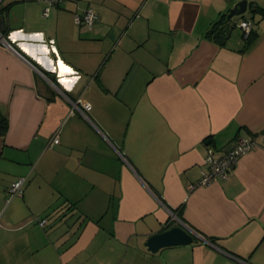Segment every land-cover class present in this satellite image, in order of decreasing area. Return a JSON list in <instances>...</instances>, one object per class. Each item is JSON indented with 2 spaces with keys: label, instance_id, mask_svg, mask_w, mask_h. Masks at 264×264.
Listing matches in <instances>:
<instances>
[{
  "label": "crops",
  "instance_id": "1",
  "mask_svg": "<svg viewBox=\"0 0 264 264\" xmlns=\"http://www.w3.org/2000/svg\"><path fill=\"white\" fill-rule=\"evenodd\" d=\"M240 1L0 0V264H264V149L198 184L264 132V0L208 34ZM180 224L193 243L149 250Z\"/></svg>",
  "mask_w": 264,
  "mask_h": 264
},
{
  "label": "built area",
  "instance_id": "2",
  "mask_svg": "<svg viewBox=\"0 0 264 264\" xmlns=\"http://www.w3.org/2000/svg\"><path fill=\"white\" fill-rule=\"evenodd\" d=\"M45 1L49 7L53 5H59L64 0H41ZM49 7L45 14H49ZM98 14L93 9H87L83 14H76V21L79 24H86L89 27H93ZM241 27L246 35H249L254 27V22L249 19H245L241 22ZM11 46V45H10ZM60 139L55 137L53 142L59 143ZM53 143H51L52 145ZM262 148L264 149V132L245 136L239 135L236 137L234 144L229 149L223 151L220 155L216 154V150L212 147L208 149L207 156L205 158L206 170L203 172V176L198 184H206L218 179H226L230 176L232 171L238 165L240 158L248 152ZM26 182L25 177L15 180L10 188L13 196L21 195L24 193V184ZM194 187L195 185H191ZM41 225L47 223V219L40 221Z\"/></svg>",
  "mask_w": 264,
  "mask_h": 264
},
{
  "label": "water",
  "instance_id": "3",
  "mask_svg": "<svg viewBox=\"0 0 264 264\" xmlns=\"http://www.w3.org/2000/svg\"><path fill=\"white\" fill-rule=\"evenodd\" d=\"M248 0L240 1L229 14L228 18L233 19L243 16L248 11ZM2 24V23H1ZM196 231L184 224L176 225L170 229L156 233L149 237L147 247L153 253H158L162 248L173 245H188L194 242Z\"/></svg>",
  "mask_w": 264,
  "mask_h": 264
},
{
  "label": "trees",
  "instance_id": "4",
  "mask_svg": "<svg viewBox=\"0 0 264 264\" xmlns=\"http://www.w3.org/2000/svg\"><path fill=\"white\" fill-rule=\"evenodd\" d=\"M253 11L254 12H261L264 14V8H260L257 5L253 6ZM224 19H227V20L229 19L228 14L227 15L225 14L224 16H222V19L217 21L215 23V25L212 27V29L210 31H208V34L210 35V37L218 40V42H220L222 44L226 41V39L229 37L230 32H231V27L228 24L223 23ZM255 34H256V30L253 29L251 31V33L247 36V40H248L247 46L252 44V42L255 39ZM9 123L10 122H9L8 115L5 112H3L0 108V138L5 137V135L8 131V128H9ZM181 211H182V208H180L178 210L177 214L179 216H181Z\"/></svg>",
  "mask_w": 264,
  "mask_h": 264
},
{
  "label": "rangeland",
  "instance_id": "5",
  "mask_svg": "<svg viewBox=\"0 0 264 264\" xmlns=\"http://www.w3.org/2000/svg\"><path fill=\"white\" fill-rule=\"evenodd\" d=\"M250 11H247V14H249Z\"/></svg>",
  "mask_w": 264,
  "mask_h": 264
}]
</instances>
